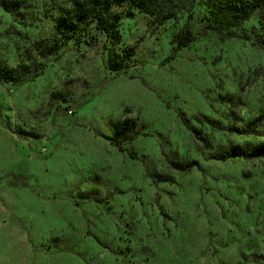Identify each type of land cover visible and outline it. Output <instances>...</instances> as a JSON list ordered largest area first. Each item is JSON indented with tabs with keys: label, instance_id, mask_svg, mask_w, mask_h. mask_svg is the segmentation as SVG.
Instances as JSON below:
<instances>
[{
	"label": "rangeland",
	"instance_id": "obj_1",
	"mask_svg": "<svg viewBox=\"0 0 264 264\" xmlns=\"http://www.w3.org/2000/svg\"><path fill=\"white\" fill-rule=\"evenodd\" d=\"M74 1L0 0V65L29 68L0 81V264H264V157L217 159L264 146L258 16L220 40L207 0H113L118 42L87 20L44 54Z\"/></svg>",
	"mask_w": 264,
	"mask_h": 264
},
{
	"label": "trees",
	"instance_id": "obj_2",
	"mask_svg": "<svg viewBox=\"0 0 264 264\" xmlns=\"http://www.w3.org/2000/svg\"><path fill=\"white\" fill-rule=\"evenodd\" d=\"M113 0H77L67 13L61 17L57 25L60 38L54 43L45 45L43 53L56 54L63 45L70 41L80 30V24L83 21L95 20L97 28L103 31L107 37L115 42L120 40L118 31V17L109 12L110 3ZM141 12L148 14L156 23L162 24L175 18L176 14L190 6L195 0H128ZM207 6L210 12V19L204 26V32L216 36L220 40L239 37L234 29L242 23L247 22L252 16L257 15L258 21L264 29V0H207ZM18 4L8 2L4 9L8 12L16 10ZM193 38L190 23L187 21L183 30L175 36L179 46L188 45ZM250 40V45L254 48L264 50V34L250 39L249 36H243ZM131 50L125 54V58L131 57ZM29 68L18 66L16 68H6L0 65V81L3 83H15L19 81ZM183 122H185L182 119ZM118 146V144H115ZM134 159V154L129 152ZM251 157H264V146L255 149L252 154L246 151L240 152L236 149L228 153L217 156L222 161L231 158L249 159Z\"/></svg>",
	"mask_w": 264,
	"mask_h": 264
}]
</instances>
